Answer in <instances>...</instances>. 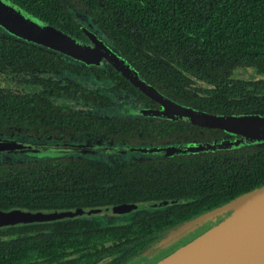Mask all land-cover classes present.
Instances as JSON below:
<instances>
[{
	"label": "trees",
	"instance_id": "obj_1",
	"mask_svg": "<svg viewBox=\"0 0 264 264\" xmlns=\"http://www.w3.org/2000/svg\"><path fill=\"white\" fill-rule=\"evenodd\" d=\"M10 1L84 41H88L86 30L78 20L89 18L106 41L101 40L143 81L181 105L223 115L264 110V79L237 78L234 72L251 67L264 74V0ZM9 34L0 35V72L8 81H0L1 137L65 140L92 132L126 145L199 144L238 137L182 120L141 114L96 117L76 111L58 101L71 99L100 106L109 100L75 81H54L47 75L66 71L77 78L92 76L108 81L111 89L147 108H157L158 103L106 61L89 67L70 59L79 64L72 65L41 45ZM13 80L28 90L11 89ZM33 87L37 88L30 91ZM127 109L131 113L137 110ZM63 155L68 153L49 158L22 153L0 161V210L66 208L83 202L141 198L134 192L139 179L113 175L129 168L118 170ZM173 157L163 162L165 166L153 169V174L162 169L164 173L154 185L157 191L151 194L178 201L166 209L171 223L198 216L264 184V142ZM137 171L149 170L140 167ZM109 182L111 185H106Z\"/></svg>",
	"mask_w": 264,
	"mask_h": 264
},
{
	"label": "flooded vegetation",
	"instance_id": "obj_2",
	"mask_svg": "<svg viewBox=\"0 0 264 264\" xmlns=\"http://www.w3.org/2000/svg\"><path fill=\"white\" fill-rule=\"evenodd\" d=\"M45 48L59 57L73 59L56 50ZM73 61L80 62L82 65L85 64L76 59H73ZM104 61L106 60H103L99 65H85L97 67L101 66ZM234 72L237 78L264 79V74H259L251 67H244L242 70L237 69ZM239 73L245 74V76H240ZM49 75H52V77L47 75V78L55 79L53 74ZM0 81L8 83L1 72ZM140 105L141 108H147L141 103ZM157 105V108H159V104ZM126 111L128 114L121 116H142L135 112L131 113L129 109ZM259 112L264 115V110ZM150 118L173 121L161 117L151 116ZM83 134H73L65 140L62 137H25L24 139L49 144L85 145L89 143L99 145L101 143L105 148L127 146L131 148L137 146L139 148H157L159 151L151 153L139 150L120 153L113 150L111 153L95 151L93 153L80 154L74 152L63 155L85 160L91 164H104L118 170L129 168L130 170H127L126 173L118 171L113 175L139 179L142 184L137 181L138 185L136 184L137 188H134V192H139L137 195H141V198L116 203L83 202L66 208L0 210L2 212L15 211L25 217L23 220L14 223L0 224V264H152L169 254L176 247L203 232L227 214L225 213L215 219H210L207 222L196 224L178 232L185 223L197 216L171 223L166 209L170 206H176L178 201L157 199L151 195L157 191L154 185L161 181L164 173L162 169L157 174H153V169L160 167V164L165 166L163 164L165 160L175 159L173 155L176 154L167 155L163 148L167 146H185L189 143L165 142L161 145H126L115 144L107 140L102 134L92 132H83ZM133 152L138 154L136 155ZM140 167H145L149 171H137ZM106 185L110 186L111 182ZM162 242L164 243L161 247H156Z\"/></svg>",
	"mask_w": 264,
	"mask_h": 264
},
{
	"label": "water",
	"instance_id": "obj_3",
	"mask_svg": "<svg viewBox=\"0 0 264 264\" xmlns=\"http://www.w3.org/2000/svg\"><path fill=\"white\" fill-rule=\"evenodd\" d=\"M0 27L26 41L45 46L89 65L106 60L128 82L159 104V108H140L133 112L221 129L238 137L212 143L167 146L165 154L197 152L264 142V115L258 112L239 115L211 114L181 105L143 81L114 50L94 33L86 31L88 41L60 31L10 0H0ZM99 145L44 144L0 137V153L56 156L66 152H95ZM102 147V146H101ZM105 151L157 152V148L114 147ZM227 213L218 222L152 264H264V184L246 191L225 204L212 208L185 223L178 232ZM25 217L18 212L0 211V224ZM164 242L156 247H161Z\"/></svg>",
	"mask_w": 264,
	"mask_h": 264
},
{
	"label": "rangeland",
	"instance_id": "obj_4",
	"mask_svg": "<svg viewBox=\"0 0 264 264\" xmlns=\"http://www.w3.org/2000/svg\"><path fill=\"white\" fill-rule=\"evenodd\" d=\"M78 21L81 22V24L84 26L86 31L92 32L99 39H104V41H106L104 36H103V34L97 29V27L91 22V20L89 18L82 17V18H79ZM0 35L9 36L10 34L0 28ZM63 58L66 61H69L72 65H79L77 63H73V61L68 59V57H63ZM239 75L240 76H245V74H242V73H239ZM48 76L52 77V75L51 76L48 75ZM53 77L55 78L54 80H57V79H69V80L75 81L80 86H82V87H84L86 89L98 91L102 95H105L108 98V100H109V102L106 105H100V106H96V105H94L92 103H89V102H83V101H77V100H71V99H64V100L58 101L59 103L67 105V106H69L70 108H72V109H74L76 111H81L83 113L90 114V115H93V116L110 117V116L127 115L128 113H127L126 110L129 107H134V108H137V109L142 107L139 103H137L135 101L134 98H132L130 96H127L124 93L117 92V91H114L113 89H111L110 88V83L108 81L100 82V81L94 79V77H92V76H90L89 78L88 77L87 78L86 77L77 78V76H72V75L68 74L66 71H61L59 74L53 75ZM26 78H28V77H26ZM11 83L12 82H10V84ZM11 86H12L11 89H17V90H21V91L28 90V88L25 85H20V86H18V84L16 85L14 80H13V83L11 84ZM36 88L37 87H33L30 91H32V90H34ZM17 138L25 140L22 137H17ZM31 142L42 143L40 141L39 142L38 141H31ZM44 144H49V143H44ZM49 145H54V144H49ZM71 145H73V144H71ZM91 145H94V144H91ZM103 149H106V148H105L104 145H102L100 143L99 147L97 148L96 151H101V152H106V153L113 152V151H105ZM135 151H137V150H135ZM116 152H119V151H116ZM124 152H126V151H124ZM141 152H143V151H141ZM67 153L71 154L72 152H67ZM88 153H93V152H88ZM120 153H122V152H120ZM133 153L136 154V155L138 154L136 152H133ZM14 154H18L19 155V154H22V153H2L1 152L0 153V161L8 160V158H16L15 156H13ZM98 154H100V153H98ZM27 156H32V155H27Z\"/></svg>",
	"mask_w": 264,
	"mask_h": 264
}]
</instances>
